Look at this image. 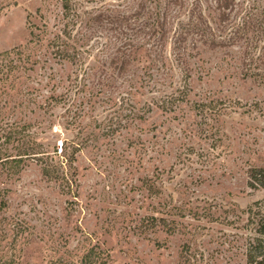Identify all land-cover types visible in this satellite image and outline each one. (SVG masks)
I'll list each match as a JSON object with an SVG mask.
<instances>
[{
    "label": "rangeland",
    "instance_id": "rangeland-1",
    "mask_svg": "<svg viewBox=\"0 0 264 264\" xmlns=\"http://www.w3.org/2000/svg\"><path fill=\"white\" fill-rule=\"evenodd\" d=\"M137 4L121 72L107 20L69 62L49 43L64 23L60 0H0V264H79L92 247L109 264H181V253L246 264L248 211H264V189L248 179L264 167V0H238L244 12L230 17L254 22L253 48L187 41L182 93L177 69L143 68L153 40L131 15ZM39 29L43 40L30 42ZM172 96L181 100L162 108ZM38 151L74 154L68 193L41 174Z\"/></svg>",
    "mask_w": 264,
    "mask_h": 264
},
{
    "label": "trees",
    "instance_id": "trees-1",
    "mask_svg": "<svg viewBox=\"0 0 264 264\" xmlns=\"http://www.w3.org/2000/svg\"><path fill=\"white\" fill-rule=\"evenodd\" d=\"M134 1L128 0L123 5H111L106 0H60L64 23L58 28L53 39L49 41L51 46L55 48L54 55L64 61L76 62L83 42L89 41L92 35L91 32L94 30L92 26L95 23L97 25L101 19H104L111 25L112 29L110 30L117 33L116 37H120V39L116 38L118 41L113 46H108V49L114 55L113 61L120 65L121 72L126 70L135 51L132 49L133 44L122 40L125 41L126 39L123 38H127L124 32L128 29L127 24L130 20L131 12L127 9L131 8L130 4ZM137 1L136 9L131 15L135 18L141 16L146 20L149 40H153V44H150V49L147 50L145 59L142 60L143 68L149 71L155 69L158 73L160 71L161 77H169V74L176 69L183 73L184 80L182 79V81H184V85L182 89L181 87L176 89V92L179 91V93L187 89V80L190 75L189 64L186 60V57L189 56L187 51L190 50L186 45L187 41L190 40L192 44L196 42L209 44L212 47L217 43L216 40L221 41L219 43L220 47L242 41L246 42L243 49H251L260 38L257 30V33H253L255 31L254 22H250L247 13H244L243 17L240 18L241 23H236L234 19H230L232 13H236V16L243 11L237 4L238 0ZM92 2H99L100 6L84 11V8H87L86 4ZM210 12L213 13V17H210ZM39 32L42 35L30 33V42L43 40L45 35L40 29ZM248 36L250 37L248 38ZM167 42H169L168 51L165 50ZM103 46L106 47L107 44L105 43ZM126 49H129L128 51L131 53L126 54L124 51ZM78 61L82 62L81 59ZM178 97L172 96L168 101H163L161 103L162 108L169 102L173 103L181 100ZM62 153L63 150L60 149V155ZM32 156L33 160L40 166L41 174L58 182L62 190H67L66 193H68L75 182L73 179L74 170L72 169L75 162L74 154L62 155L61 161L55 160L48 151H38ZM248 179L251 188L264 189V167L251 168L248 172ZM247 226L249 227L250 237L245 247L246 264H264V211L259 208L255 211L250 209L247 216ZM171 231V229H167V232ZM187 250L186 247L184 251ZM108 259L107 252L92 247L84 253L79 264H109ZM181 264L194 263L181 253Z\"/></svg>",
    "mask_w": 264,
    "mask_h": 264
}]
</instances>
